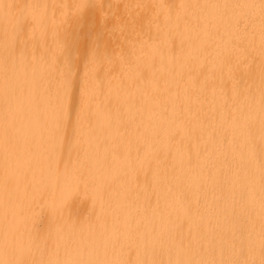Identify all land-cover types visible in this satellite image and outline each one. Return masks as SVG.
I'll return each instance as SVG.
<instances>
[{
	"label": "bare ground",
	"instance_id": "bare-ground-1",
	"mask_svg": "<svg viewBox=\"0 0 264 264\" xmlns=\"http://www.w3.org/2000/svg\"><path fill=\"white\" fill-rule=\"evenodd\" d=\"M0 264H264V0H0Z\"/></svg>",
	"mask_w": 264,
	"mask_h": 264
}]
</instances>
